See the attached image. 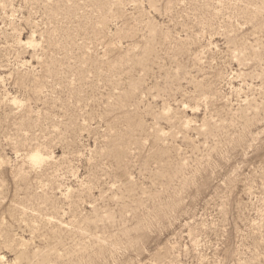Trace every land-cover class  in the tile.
I'll return each mask as SVG.
<instances>
[{"label":"rangeland","instance_id":"rangeland-1","mask_svg":"<svg viewBox=\"0 0 264 264\" xmlns=\"http://www.w3.org/2000/svg\"><path fill=\"white\" fill-rule=\"evenodd\" d=\"M0 264H264V0H0Z\"/></svg>","mask_w":264,"mask_h":264},{"label":"bare ground","instance_id":"bare-ground-1","mask_svg":"<svg viewBox=\"0 0 264 264\" xmlns=\"http://www.w3.org/2000/svg\"><path fill=\"white\" fill-rule=\"evenodd\" d=\"M31 158H32V159H38V154H33V155H31Z\"/></svg>","mask_w":264,"mask_h":264}]
</instances>
